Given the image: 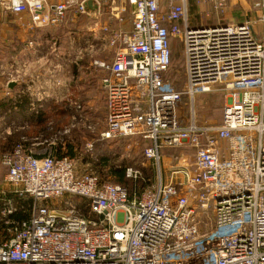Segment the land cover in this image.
<instances>
[{"label":"built area","instance_id":"obj_1","mask_svg":"<svg viewBox=\"0 0 264 264\" xmlns=\"http://www.w3.org/2000/svg\"><path fill=\"white\" fill-rule=\"evenodd\" d=\"M193 2L211 6L206 18L225 12V0H0L37 28L61 25L72 10L97 17L108 9L118 23L129 13L130 32L102 27L98 39L120 45L111 62L93 63L107 99L100 136L146 141L143 155L157 175L130 192L51 153L55 139L23 137L3 163L9 188L32 200L31 217L21 224L13 220L20 211L7 212L0 264H264V34L250 21L205 27L201 17L194 26ZM258 6L264 23V0ZM175 40L184 48L178 84ZM215 93L224 96L222 122L201 123L196 98ZM164 147L193 149L189 169L164 173ZM210 210L212 228L202 232L200 216Z\"/></svg>","mask_w":264,"mask_h":264},{"label":"rangeland","instance_id":"obj_2","mask_svg":"<svg viewBox=\"0 0 264 264\" xmlns=\"http://www.w3.org/2000/svg\"><path fill=\"white\" fill-rule=\"evenodd\" d=\"M210 12H212L210 5L198 6L196 2H193L190 11L191 24L197 26L193 21L202 22L201 15L204 20L211 21L216 14L212 13V19L206 18V14ZM197 15L198 17H196ZM121 17L122 22L118 23L108 9L97 17L78 15L75 11H70L63 26L67 27L70 30L69 33L72 34L70 38L63 39L59 52L62 53L63 66L55 71L52 67L50 68L51 61L49 59H47L45 68L37 67V64L33 62V66L28 64L22 74L12 73L9 77L5 75L7 78L5 84L10 78L12 80L17 79L20 83L26 84L21 95L25 94L29 95L30 98H35L41 97L44 93L46 98L57 100L56 104L51 101V106L54 108L53 112L49 108L47 110L51 114V118L46 125L48 132H44L42 136L55 139L57 144L64 143L65 145L68 142L74 145L77 149L75 159L78 160L77 165L80 173H93L102 180L117 184L119 181L117 177L112 175V171L126 169V188L142 192L149 186L148 181L152 180L154 183L157 177V175L155 176V168L145 160L143 155L148 143L140 138H123L105 142L99 139L101 133L107 129V99L101 87L103 73L96 69L93 63L95 61L111 62L115 53L120 49V45L100 42L98 40L101 35L100 32L97 34L95 31L96 36H94L95 32L90 33V28H100L101 30L102 27H108L110 31H114L118 27L127 31L131 26V17L127 11ZM87 32H89V36H86ZM2 66L3 71L6 72V63ZM184 74V48L181 41L175 40L173 41L171 75L175 79V83L178 84L182 82ZM63 102L74 107L75 111L74 109L70 110V108L65 111V105H61ZM223 104L224 96L220 93L198 96L196 98L198 120L201 123H220ZM77 105L81 107L79 111L76 110ZM9 116H11L10 113L0 107V224L5 223L9 209H12L10 211L13 212L21 211L25 208L22 202L27 203L30 200V198L17 196L18 194H15L5 182L7 169L3 163V158L8 151H2L1 144L5 143L8 135H15L17 128L22 129L18 126L17 121L13 122ZM187 116L189 115L187 114ZM75 117L78 120L76 122L74 121ZM71 126H75V129H72L69 135H60L62 131L70 129ZM162 158V170L169 175V171L178 166L189 169L193 163L194 151L189 147L182 149L164 147ZM129 169L141 173L138 179L128 176ZM200 218L202 232L212 228V210Z\"/></svg>","mask_w":264,"mask_h":264},{"label":"crops","instance_id":"obj_3","mask_svg":"<svg viewBox=\"0 0 264 264\" xmlns=\"http://www.w3.org/2000/svg\"><path fill=\"white\" fill-rule=\"evenodd\" d=\"M61 1L62 0H48V3L50 5H56ZM260 1L261 0H225L224 14L214 15L213 20L218 24L250 21L254 24L257 36L261 39L264 34V23L262 22L261 9L258 6ZM63 24L64 22L56 27L37 28L33 25L32 19L28 13L16 15L11 10L0 6V85H2L0 86V102L7 96H10L13 100L16 99L14 98L16 93L22 92L26 85L20 83L17 79L12 80L10 78L8 79L10 83L8 86L9 90H5L4 84L7 80L5 75L9 77L12 73L22 74L28 64L33 66V62L37 64V67L45 68L47 59L51 61L50 68L52 67L55 71L63 66L61 60L62 53H59L60 48L62 47L63 39L70 38L72 34L69 33L70 30L64 27ZM129 28L125 32H130L132 27L130 26ZM90 29V33L92 34L95 31L97 34L99 32L101 34L100 28L93 29L92 27ZM96 32L94 36H96ZM86 36H89V32H87ZM21 61L23 62L21 63ZM4 63H6L7 66L6 72L3 71L2 64ZM12 84L14 86L11 88L10 85ZM54 94L57 97L56 93ZM35 100L34 97H31V104L36 103ZM49 100L57 101L55 98H45L42 102L36 101L38 104H44ZM25 126L27 127L28 125L25 124Z\"/></svg>","mask_w":264,"mask_h":264},{"label":"trees","instance_id":"obj_4","mask_svg":"<svg viewBox=\"0 0 264 264\" xmlns=\"http://www.w3.org/2000/svg\"><path fill=\"white\" fill-rule=\"evenodd\" d=\"M217 24L218 23H216L212 19L211 21L204 20V22L201 23V26L209 27V26H215ZM8 86L9 85H7L6 83L4 89L6 87L5 90L7 89L9 90ZM15 98L16 99L13 100L9 96H7L3 98L0 102L1 109L7 110V112H9L11 115L9 117L13 119L12 121L13 122L17 121L18 126L22 127V129L17 128L16 131L17 133L15 135H8V137L5 139V143L1 144L2 151H8L7 153H11L14 150V148L20 143L23 137H26L28 139H34V138L48 139L42 136L44 132L46 131L48 132V128L46 127V125L50 122V118H51L50 117L51 114L47 110L48 108L50 109L51 112H53L54 110V108H52L53 106H51V101L52 103L56 104V101L54 102L53 100H49L44 104L41 103L37 104V109L33 110L31 104L32 103L31 98L29 97V95H25V94L21 95V92H18L16 93ZM61 105H65L64 106L66 107L65 111H68L69 108L70 110L74 109L75 111V108L69 106L66 102L65 103L63 102V104L61 103ZM222 116H223V108H222ZM25 124H27L28 126L26 127ZM99 139L105 142V140H103L101 136H99ZM65 145L64 143L63 144L59 143L57 144L56 147H53L48 150H50L51 153L53 152L57 157L69 156L71 158H75L77 156L76 147L68 142L65 143ZM126 172H127L126 169H122L119 171H112V175L117 177L119 181V183L117 184L122 185L124 187H127L125 185L127 183ZM151 181H148L149 185H151ZM129 190L130 192L135 191L130 188ZM22 204H24L25 208L13 216V220L21 224L30 220L31 214L29 210L32 204V200L30 199L27 203L26 202L24 203L23 201ZM9 237L10 234L8 233L7 228L4 226V224H0V241L6 240Z\"/></svg>","mask_w":264,"mask_h":264},{"label":"water","instance_id":"obj_5","mask_svg":"<svg viewBox=\"0 0 264 264\" xmlns=\"http://www.w3.org/2000/svg\"><path fill=\"white\" fill-rule=\"evenodd\" d=\"M88 7L90 8V9H94L95 7H94V5H93V3L90 1L89 3H88ZM14 85L12 84V85H10V87L12 88Z\"/></svg>","mask_w":264,"mask_h":264}]
</instances>
